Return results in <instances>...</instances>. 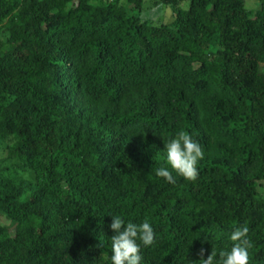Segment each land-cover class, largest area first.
Segmentation results:
<instances>
[{"label":"trees","instance_id":"1","mask_svg":"<svg viewBox=\"0 0 264 264\" xmlns=\"http://www.w3.org/2000/svg\"><path fill=\"white\" fill-rule=\"evenodd\" d=\"M143 2L0 0V264H111L114 215L152 225L141 264L219 259L243 226L264 264V0ZM182 130L204 158L170 184Z\"/></svg>","mask_w":264,"mask_h":264},{"label":"clouds","instance_id":"2","mask_svg":"<svg viewBox=\"0 0 264 264\" xmlns=\"http://www.w3.org/2000/svg\"><path fill=\"white\" fill-rule=\"evenodd\" d=\"M167 152V163L171 171L166 167L156 170V175L167 180L170 184L176 183L173 171L189 181H195L199 176L198 162L204 158L202 146L193 140L191 134L180 131L175 138L165 143ZM110 224L115 233L111 237V264H141V244L144 247L152 246L156 242V233L152 225L145 220L136 224L114 215ZM249 229L247 226L237 227L231 234L233 245L230 250H222L219 259L213 251L204 259L206 249H200L201 264H250L251 257L249 249L253 247L248 239Z\"/></svg>","mask_w":264,"mask_h":264},{"label":"rangeland","instance_id":"3","mask_svg":"<svg viewBox=\"0 0 264 264\" xmlns=\"http://www.w3.org/2000/svg\"><path fill=\"white\" fill-rule=\"evenodd\" d=\"M247 8L256 9L259 6L260 0H244ZM188 2L184 1L182 6H187ZM174 7L167 4H157L155 5L153 0H144L141 7L140 17L142 19H147L153 23H170L174 19ZM133 11H138L137 8H133ZM5 33L0 34V38L4 39ZM7 141L0 142V159H4L6 153ZM258 191L264 197V181L261 180L258 183ZM2 223H8V221L2 220Z\"/></svg>","mask_w":264,"mask_h":264}]
</instances>
